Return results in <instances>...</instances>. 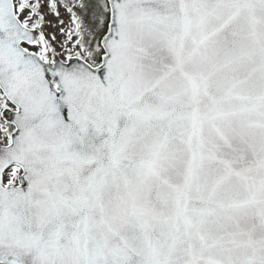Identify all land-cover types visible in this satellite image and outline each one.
Returning a JSON list of instances; mask_svg holds the SVG:
<instances>
[{
    "label": "snow or ice",
    "instance_id": "obj_1",
    "mask_svg": "<svg viewBox=\"0 0 264 264\" xmlns=\"http://www.w3.org/2000/svg\"><path fill=\"white\" fill-rule=\"evenodd\" d=\"M0 264H264V0H0Z\"/></svg>",
    "mask_w": 264,
    "mask_h": 264
}]
</instances>
